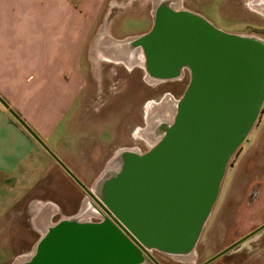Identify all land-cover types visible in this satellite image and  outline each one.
<instances>
[{
  "label": "water",
  "instance_id": "water-1",
  "mask_svg": "<svg viewBox=\"0 0 264 264\" xmlns=\"http://www.w3.org/2000/svg\"><path fill=\"white\" fill-rule=\"evenodd\" d=\"M153 23L126 38V48L153 81L189 83L146 151L122 148L100 173L94 192L0 97V102L84 190L104 205L105 219L80 214L47 225L18 264H142L151 250L191 254L217 201L231 157L264 104V39L224 31L199 13L155 0ZM100 190V193H98ZM97 193V195H96ZM264 229V223L201 264Z\"/></svg>",
  "mask_w": 264,
  "mask_h": 264
},
{
  "label": "rangeland",
  "instance_id": "rangeland-1",
  "mask_svg": "<svg viewBox=\"0 0 264 264\" xmlns=\"http://www.w3.org/2000/svg\"><path fill=\"white\" fill-rule=\"evenodd\" d=\"M119 1V6L103 10L104 25H95L86 43L81 60L85 85L66 125L56 134L67 142L60 144L64 161L52 143L47 145L86 185L94 183L120 149L136 147L144 152L153 145L157 123L167 119L158 113L153 135L146 138L141 130L149 124L150 109L164 101L175 105L190 79L187 75L177 81H153L140 63L130 65L104 54L103 46L117 48L153 23L151 0ZM171 3L201 14L224 31L264 39L256 31L264 30V0ZM99 28L105 30L101 36L106 42L93 37ZM55 160L44 177L30 173L14 181L9 198L0 201V264H18L32 252L41 228L86 207L83 188ZM263 223L264 104L247 139L229 161L217 201L193 252L185 258L157 250L150 253L162 264H201ZM142 264L152 263L146 260ZM208 264H264V229Z\"/></svg>",
  "mask_w": 264,
  "mask_h": 264
},
{
  "label": "crops",
  "instance_id": "crops-1",
  "mask_svg": "<svg viewBox=\"0 0 264 264\" xmlns=\"http://www.w3.org/2000/svg\"><path fill=\"white\" fill-rule=\"evenodd\" d=\"M120 3L0 0V94L63 161L60 144L67 142L56 134L85 85L81 60L86 43L93 27L104 25L103 10ZM104 31L96 29L93 37L105 40ZM54 160L0 102V201L9 198L10 185L22 176L44 177Z\"/></svg>",
  "mask_w": 264,
  "mask_h": 264
},
{
  "label": "bare ground",
  "instance_id": "bare-ground-1",
  "mask_svg": "<svg viewBox=\"0 0 264 264\" xmlns=\"http://www.w3.org/2000/svg\"><path fill=\"white\" fill-rule=\"evenodd\" d=\"M179 7V6H177ZM105 41V40H104ZM107 41V40H106ZM105 41V42H106ZM104 54L110 58H115L116 60H123L124 62L132 65L133 63L141 62V59L132 58L131 53H129L126 48L117 47V48H109L107 45L103 46ZM106 47H108L106 49ZM130 54V55H129ZM176 107L171 103V101H164L162 102L157 108H151L148 113V126L141 130V134H143L146 138H150L154 131V125H156L157 114L159 113V117L162 119H167L168 121L173 120L175 115ZM109 167L112 165V161L109 162ZM41 230H43L41 228Z\"/></svg>",
  "mask_w": 264,
  "mask_h": 264
},
{
  "label": "flooded vegetation",
  "instance_id": "flooded-vegetation-1",
  "mask_svg": "<svg viewBox=\"0 0 264 264\" xmlns=\"http://www.w3.org/2000/svg\"><path fill=\"white\" fill-rule=\"evenodd\" d=\"M187 75H189V74L186 71L185 75L182 78L175 79V80H172V81L181 80V79L185 78ZM165 122H168V120H162V121L158 122L156 127H155V131L156 132H160L162 130V126L164 125ZM126 148H135L136 150L142 152L139 148H136V147H126ZM95 181H94V183L92 185H86V184H84V185L94 192L93 186L95 185ZM83 190H84V188H83ZM84 192H85L84 203L86 204V207L85 208L81 207L78 210L73 209L75 211H72V212H76L73 215L77 214L78 212H81L80 216H81V219H83L84 221L98 222V221H101V220L105 219V217L107 216V213H106L107 210L104 208V205L101 202L98 201L99 199H95L93 196L89 195L85 190H84ZM98 193H100V190H98ZM96 195H97V193H96ZM90 209H92V210H90ZM71 215H66V216H71ZM151 256L153 258H148V260L152 264H162L157 258H155V256L153 254H151Z\"/></svg>",
  "mask_w": 264,
  "mask_h": 264
},
{
  "label": "trees",
  "instance_id": "trees-1",
  "mask_svg": "<svg viewBox=\"0 0 264 264\" xmlns=\"http://www.w3.org/2000/svg\"><path fill=\"white\" fill-rule=\"evenodd\" d=\"M255 30V29H254ZM256 31H259V32H261V33H263L264 34V30H256ZM0 97L8 104V100L4 97V96H2L1 94H0ZM9 105V104H8ZM19 117H20V119L27 125V126H29L34 132H35V130L29 125V123L22 117V115H21V113L18 111V110H16V109H14V108H11ZM16 121V120H15ZM17 122V121H16ZM18 123V122H17ZM20 123V122H19ZM26 129V128H25ZM36 133V132H35ZM36 135L38 136V134L36 133Z\"/></svg>",
  "mask_w": 264,
  "mask_h": 264
}]
</instances>
